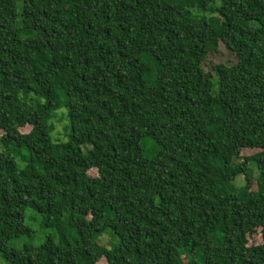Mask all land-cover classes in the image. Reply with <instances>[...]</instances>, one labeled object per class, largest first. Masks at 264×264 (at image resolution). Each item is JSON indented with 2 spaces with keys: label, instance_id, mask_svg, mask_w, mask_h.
Wrapping results in <instances>:
<instances>
[{
  "label": "trees",
  "instance_id": "obj_1",
  "mask_svg": "<svg viewBox=\"0 0 264 264\" xmlns=\"http://www.w3.org/2000/svg\"><path fill=\"white\" fill-rule=\"evenodd\" d=\"M0 132V264H264V0H0Z\"/></svg>",
  "mask_w": 264,
  "mask_h": 264
},
{
  "label": "rangeland",
  "instance_id": "obj_2",
  "mask_svg": "<svg viewBox=\"0 0 264 264\" xmlns=\"http://www.w3.org/2000/svg\"><path fill=\"white\" fill-rule=\"evenodd\" d=\"M233 60V55L230 54L228 51H226L225 48H221L220 50L213 52L210 55V58L208 62L212 64H217L218 62H227V61H232ZM58 121L56 122V130H55V137L56 138H61L64 139V123L65 121L62 119H57ZM23 133H28L31 131V127L27 126L25 128L21 129ZM0 135H2V132H0ZM259 150H250V149H244L241 152V155L244 157H249L252 156L256 153H258ZM90 175L93 177L98 176V171L96 169L91 170ZM239 186L244 184V179L239 178V181L237 183ZM26 224H28L35 232L34 235V244H40L43 241H45L47 237V231L43 230L42 227V220L38 214L35 212L29 210L27 212L26 216ZM118 240V239H117ZM117 240H115L114 237H112L111 234L109 233H104L102 237L100 238L99 242L100 244L111 247ZM25 241V240H24ZM118 242V241H117ZM262 243V233L260 229H257L252 235L249 236V245H258ZM13 247H20L22 245V242L19 243V240L11 244ZM97 264H109L108 261L105 258H102Z\"/></svg>",
  "mask_w": 264,
  "mask_h": 264
}]
</instances>
